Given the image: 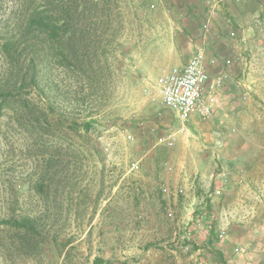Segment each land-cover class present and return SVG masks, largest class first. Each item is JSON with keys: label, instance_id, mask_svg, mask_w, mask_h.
<instances>
[{"label": "rangeland", "instance_id": "obj_1", "mask_svg": "<svg viewBox=\"0 0 264 264\" xmlns=\"http://www.w3.org/2000/svg\"><path fill=\"white\" fill-rule=\"evenodd\" d=\"M25 1L0 0V24ZM104 5L83 63L43 33L0 53V85L40 58L33 113L11 97L0 112V220L33 221L0 224V264H264V0ZM200 49L228 77L180 131L157 81Z\"/></svg>", "mask_w": 264, "mask_h": 264}, {"label": "trees", "instance_id": "obj_2", "mask_svg": "<svg viewBox=\"0 0 264 264\" xmlns=\"http://www.w3.org/2000/svg\"><path fill=\"white\" fill-rule=\"evenodd\" d=\"M104 3L105 0H26L21 19L10 24H0V53L3 56L20 55L19 61L21 53L39 43V36L43 33L47 35L51 49L56 44L62 46L60 58L66 62L83 63L91 58L86 50L90 31L98 26L108 27L112 23L110 15H97L98 11L104 10ZM29 52L23 55V61L19 63L21 78L18 81L16 79L12 85L8 81L0 85V112L8 106L11 97L18 103L17 113L25 119L28 110L33 113L27 98L31 89L26 85V76H29V83L36 84L37 61H40L38 57H27ZM32 116L30 122L41 121L40 117L34 119ZM89 125L90 121L82 122L84 131ZM200 215L197 213L196 217ZM31 223L33 221L26 216L0 220V224L17 228L31 226Z\"/></svg>", "mask_w": 264, "mask_h": 264}, {"label": "built area", "instance_id": "obj_3", "mask_svg": "<svg viewBox=\"0 0 264 264\" xmlns=\"http://www.w3.org/2000/svg\"><path fill=\"white\" fill-rule=\"evenodd\" d=\"M215 65L216 58H207L200 49L178 69L158 79L161 103L175 112L182 125L180 131L184 130V122L192 117L207 119L212 115L215 94L228 77L222 69L211 76L209 68ZM171 137H159L158 143L172 145Z\"/></svg>", "mask_w": 264, "mask_h": 264}]
</instances>
